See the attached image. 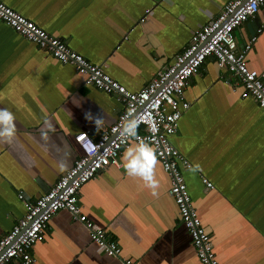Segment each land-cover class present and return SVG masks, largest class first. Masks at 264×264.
<instances>
[{
    "label": "crops",
    "instance_id": "0c3cea01",
    "mask_svg": "<svg viewBox=\"0 0 264 264\" xmlns=\"http://www.w3.org/2000/svg\"><path fill=\"white\" fill-rule=\"evenodd\" d=\"M1 1L137 91L229 0ZM263 18L261 8L234 30L238 47ZM246 61L264 70V27ZM240 93L236 78L207 57L184 90L190 106L171 142L191 163L183 172L187 190L219 264H264V110ZM0 109L9 110L16 124L11 139L0 137L1 237L24 214L18 192L28 199L44 194L81 154L74 135L97 126L98 116L104 122L97 127H109L122 104L0 21ZM125 149L119 167H104L80 187L82 212L136 264H201L160 162L156 158L153 195L123 167ZM31 254L34 264H121L64 209L49 219Z\"/></svg>",
    "mask_w": 264,
    "mask_h": 264
},
{
    "label": "built area",
    "instance_id": "2783aa9c",
    "mask_svg": "<svg viewBox=\"0 0 264 264\" xmlns=\"http://www.w3.org/2000/svg\"><path fill=\"white\" fill-rule=\"evenodd\" d=\"M261 8H264V0H229L215 17L193 30L188 44L169 65L158 70L142 88L130 91L105 73L100 65L91 63L63 40L0 0V21L61 63L71 65L83 76L84 84L113 95L122 104L116 121L109 127L99 129L94 126L74 135L81 154L44 194L28 199L23 192H18L17 197L25 210L11 229L0 237V264H8L15 259L18 264H34L31 248L43 239L49 219L60 209L68 211L86 228L90 240L104 254L117 258L121 264H136L121 255L119 244L106 230L87 218L78 203L77 194L80 187L104 167H119L121 151L140 142L153 148L155 157L169 176L168 193L177 206L180 221L190 236L198 261L201 264H219L210 235L202 226L187 190L183 172L191 168V163L172 144L171 136L176 132L183 112L190 106L184 90L207 57H212L219 68L236 78L242 98L251 97L264 110V70L250 69L246 61L257 34L264 27V18L255 34L241 47L237 46L234 35V30L253 18ZM126 118L138 121L135 137L125 139L119 132ZM201 181L207 188L213 187L206 178L202 177Z\"/></svg>",
    "mask_w": 264,
    "mask_h": 264
},
{
    "label": "clouds",
    "instance_id": "9594fccd",
    "mask_svg": "<svg viewBox=\"0 0 264 264\" xmlns=\"http://www.w3.org/2000/svg\"><path fill=\"white\" fill-rule=\"evenodd\" d=\"M15 118L7 109H0V137L11 139L16 131ZM103 117L95 119L97 126L103 123ZM138 121L126 118L120 125L119 132L123 138L135 137ZM123 167L130 176H137L144 180L147 186L152 189L155 195L157 181L153 178V168L156 164V157L151 146L140 142L129 145L122 154Z\"/></svg>",
    "mask_w": 264,
    "mask_h": 264
},
{
    "label": "water",
    "instance_id": "95a60500",
    "mask_svg": "<svg viewBox=\"0 0 264 264\" xmlns=\"http://www.w3.org/2000/svg\"><path fill=\"white\" fill-rule=\"evenodd\" d=\"M253 22V21H252Z\"/></svg>",
    "mask_w": 264,
    "mask_h": 264
}]
</instances>
